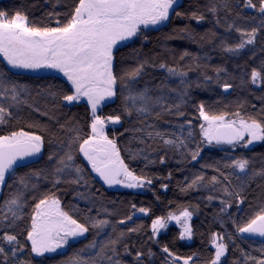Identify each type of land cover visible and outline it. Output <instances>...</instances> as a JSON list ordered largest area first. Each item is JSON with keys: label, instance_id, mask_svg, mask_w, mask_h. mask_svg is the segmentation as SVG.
Instances as JSON below:
<instances>
[{"label": "snow or ice", "instance_id": "obj_1", "mask_svg": "<svg viewBox=\"0 0 264 264\" xmlns=\"http://www.w3.org/2000/svg\"><path fill=\"white\" fill-rule=\"evenodd\" d=\"M56 7L60 8L59 3ZM182 7V0H72L64 8L49 13L64 16L63 21L55 20V26H36L29 23L26 13L0 10V56L6 61L0 66V192L8 193L0 204V264H34V261L48 264L56 259L52 254L68 248L70 242H80L90 230L93 238L57 264H154L155 253L151 248L129 243L132 234L139 235L144 226L128 222L137 213L148 216L151 208L131 204L132 212L119 217L117 209L94 195L90 185L91 179L98 178L109 189L120 186L150 190L154 179H172V172L166 177L137 174L125 162L116 126L122 127V118L131 121L133 116L140 126L125 131H132L131 140L143 147L135 151L125 149L129 159H142L145 167L169 163L170 154L181 166H195L200 161L201 171L189 170L190 175L179 184L180 191L207 193L201 198L209 206L218 200L214 219L223 231L211 233L208 243L214 252L199 264H264V158L257 169L254 157L244 151L237 152L240 149L250 153L256 144H264V107L256 114L242 112L243 104L235 111H217L201 101L194 104L197 115L193 119L199 121L195 125L192 119H180L187 115L185 107L191 99L190 89L210 87L214 81L228 93L234 85L228 82L233 77L226 68L215 66L212 68L215 77L208 75L209 57L187 50L178 58L186 61L183 65L178 61L171 65L155 64L144 57L138 58L134 67L122 68L118 59L122 48L146 41L149 31H162L173 17L199 24L206 19L207 12L214 18L215 27L223 28L225 34L237 35L218 36L210 30L200 36V41L213 43V50L218 49L229 57L239 58L247 49L254 60L257 46L264 51V0H207L204 11L186 12ZM220 12L226 15L221 17ZM257 19L259 24L251 27L239 23ZM176 38L198 42L190 25L167 37ZM149 67L163 70L166 80H178V86L161 81L159 85L140 87V78ZM195 70H202L199 72L202 79L189 80L188 73ZM26 74H36L53 83L34 92L21 82ZM247 83L264 86V57L259 67H252L248 77L241 79V86ZM35 97L50 101L54 108L83 105L88 120L83 126L72 120L57 121L62 134L47 133L46 152L45 135L8 127L19 118L17 114L23 108L54 118L34 102ZM118 99L119 110L105 113L104 109L112 107ZM157 122L170 127L162 129ZM28 127L47 131V126L38 122ZM205 149H219L223 155L205 162L202 157ZM157 152L160 154L152 158ZM44 156L45 164L36 167ZM206 169H211L213 174L206 176L203 171ZM253 184L260 189L259 203L255 199L249 201ZM65 186L74 191V199L85 203L83 209L79 205L71 206L70 211L77 214L75 217L65 210L58 195ZM161 187L166 191L168 184L161 183ZM246 201L250 211L241 207ZM198 210L197 204L155 216L146 239L159 244L161 232L174 223L179 228L180 241L193 240L192 220ZM225 223L231 224V232L224 227ZM241 244H247L249 251ZM161 251L166 254L164 264H194L198 259L194 255L180 256L167 245ZM122 256L131 260L125 261Z\"/></svg>", "mask_w": 264, "mask_h": 264}, {"label": "trees", "instance_id": "obj_2", "mask_svg": "<svg viewBox=\"0 0 264 264\" xmlns=\"http://www.w3.org/2000/svg\"><path fill=\"white\" fill-rule=\"evenodd\" d=\"M72 0H0V10H7L11 14L14 11H21L26 13L29 17V23L36 26H55V20L57 18L63 21L64 16L60 17L50 16L49 13L58 11L61 8H64L65 4H70ZM183 7L182 11L190 12L194 10L204 11V5L207 3V0H182ZM59 3L60 8H57L56 5ZM254 14V13H252ZM206 19L199 24L196 21H189L187 19L175 18L171 19L170 24H168L162 31L152 30L147 33V40L141 41L140 43L134 45L133 47L122 48L118 59L120 60L122 68L134 67L137 59H142L148 57L151 62L158 64L160 62H165L168 64H173L178 61L183 65L186 61H179V55L187 50L194 54H199L201 56L207 55L209 57L207 63L209 67L207 68V74L215 77V73L212 71V68L215 66H222L227 69V72L233 77L229 79L228 82L232 83L234 87L232 92L228 95L223 93V90L216 86L214 81L211 83L210 87H201L197 88L193 86L190 89V101L185 107L187 115L183 119H192L195 125H198L199 121L193 119L197 113L194 104L203 101L206 107H211L213 110L217 111H235L238 108L239 104H243V108L240 109L242 112L256 114L259 112L261 107H264V86H254L250 83L241 86V79L247 78L248 74L252 67H259L261 58L264 57V51L261 50L259 46L256 48L255 59H250V53L246 49L244 54L237 57H229L227 54L214 49L213 43H208L207 41H200V36L208 33L210 30L216 31L219 35H229L230 37H235L237 34H225L223 28H217L214 25V18L211 14L205 12ZM221 17L225 16L224 12H220ZM231 19V17H229ZM244 27H251L253 25L259 24V20L245 22H239ZM190 25L191 29L194 30L198 42H193L188 39L176 38V39H167L169 35H174L175 30ZM259 41V36H258ZM218 43V40L216 41ZM251 47V46H249ZM135 49V51H134ZM175 57V61H174ZM187 60V58H186ZM6 64V61L3 60V57L0 56V66ZM202 70L190 71L188 73L189 80H196L198 78L202 79L199 76V72ZM166 72L159 69L158 67H149L146 68L144 75L140 78V87L148 85L149 87L159 85L161 81H166L172 87L178 86V80H166ZM222 78L224 73H221ZM21 82L26 83L35 90L39 87H42L48 83H53L49 79H41L36 76V74H26L21 77ZM174 95V94H173ZM34 102L44 110L49 112V115L53 116V119H49V116H42L39 112H33L31 109L23 108V110L18 113V119L13 120L11 124L8 125L10 129H23L25 131H31L36 134L45 135V151L49 150L48 144V135L49 132H56L58 135L62 133L59 132L58 123H64L65 121L72 120L79 122L82 126L88 120V113L83 105L72 107V108H54L50 101H46L43 97H35ZM255 106V107H253ZM120 108L119 99L115 104L110 108L104 109L105 113H110L113 110L118 111ZM123 119V126H116L119 131L116 133L118 137V144L121 147V155L125 158V162L129 164L137 174L146 173L150 176L156 177H166L168 172H172V179H154L151 189L148 188L140 189V191L134 193L121 190H112L107 188L105 185L101 184L97 178L90 180L91 191L94 195L101 197L105 204H108L110 208H115L118 211L119 217H124L127 214L132 212L131 204H136L137 207L145 206L151 208V213L147 217L136 218L133 217L136 224H143V229L139 235L132 234L129 238V243H136V246L139 247L140 244L144 245V248H151L152 252L155 253L153 257L154 264H164V259L166 254L161 251V248L164 245H167L170 250L180 256H196L198 259L194 264H199L201 259H206L210 253L214 252L213 249L209 246V238L213 231H223L220 227V224L214 219L215 213L218 211V200L209 203L202 199L201 197L205 196V192H188L182 193L179 188V184L184 181L186 175H190L189 170L192 171H201L199 169L200 161H197L195 166L192 164L179 165L171 159V154L169 155L170 162L165 165H160L156 163L154 165L149 164L145 167V161L142 159H129L127 151L125 149L131 148L135 151L139 147H143L138 142L131 140V137L134 135L132 131H125V129H133L139 127L136 123L135 116L132 117L131 121L126 118ZM167 119L172 120L173 122L177 121L175 117H168ZM32 122H38L40 125H46L47 131H42L39 127L29 128L28 125ZM157 125L162 128H168L170 125H166L163 122H157ZM111 128V127H110ZM198 130V129H197ZM120 132H123V135H120ZM110 135L112 133L110 132ZM135 135H140L135 133ZM244 151L249 154L251 157H254L255 163L254 166L258 169L261 166V159L264 158V144H257L254 146V150L250 153L248 150H240L237 152ZM160 153H153L152 158H156ZM223 155L219 149H205L202 153L203 160L205 162H210L213 159H219ZM47 161V157L44 156V160L41 161L36 167H41ZM181 167L184 168L183 171L179 170ZM22 172L30 171V169H21ZM205 171L206 176H211L213 173L211 169L203 170ZM236 181L233 180V183ZM161 183H167L168 189L165 191L161 187ZM98 190V191H97ZM260 189L256 187L255 184L252 185L250 189L249 201L255 199L256 203H259V194ZM7 190L1 192L0 204L7 197ZM219 195V193H215ZM63 206L66 211H70L72 205H79L81 209L85 207V203L82 200L74 199V191L68 186H65L64 191L58 192ZM159 197V199H157ZM115 201V204L110 203ZM249 201H246L244 207ZM199 205V210L196 211V218L193 221V227L195 235L191 245L185 244L183 241H180L178 236V230L174 227L170 228L166 233L162 234L159 237V244H154L151 241L146 239V236L150 234V224L151 219L155 218L157 215H166L168 212H177L183 206H195ZM231 209L230 211H234ZM70 214L77 215L74 212L70 211ZM117 217H112L111 219L115 220ZM133 222V223H134ZM129 224V225H133ZM119 228H125L126 226H118ZM225 228L229 232L232 231L230 223H225ZM107 231V230H106ZM93 238V232L90 230L86 234V238L80 239V242L70 243L69 247L63 249L60 254L54 255L56 257L55 261H49L48 264H57L59 261L66 260L70 257L73 252L78 248L82 247L84 243L89 242ZM101 235L100 239H103ZM240 243L239 241H237ZM258 247V245H256ZM246 251H249L247 244H241ZM230 248V255H231ZM239 259V255L236 256ZM37 260H42L36 258ZM122 259L125 261L131 260L130 257L122 256ZM35 264V261H34Z\"/></svg>", "mask_w": 264, "mask_h": 264}, {"label": "rangeland", "instance_id": "obj_3", "mask_svg": "<svg viewBox=\"0 0 264 264\" xmlns=\"http://www.w3.org/2000/svg\"><path fill=\"white\" fill-rule=\"evenodd\" d=\"M109 127H112V126L110 125ZM258 144H259V143H258ZM120 190H121L122 192L129 191V192H134V193L140 191V189H125V188H122V187H121ZM135 217H136V218H142V217H147V216H143L142 214L137 213ZM195 218H196V213H194L192 223H193V221L195 220ZM172 227L176 228V229L179 231L178 226H176L174 223H173V224H170L169 229L172 228ZM169 229H168V230H169ZM168 230H167V231H168ZM167 231H162L161 234H160V236H162V234L166 233ZM82 238H83V237H82ZM82 238H80V239H82ZM192 241H193V240H191V241H183V242H184L185 244L191 245V242H192ZM70 243H72V242H70ZM61 251H63V250H60V252H59L58 254H60ZM46 255H47V254H46ZM52 255H57V254H52ZM39 259H42V258H39Z\"/></svg>", "mask_w": 264, "mask_h": 264}, {"label": "water", "instance_id": "obj_4", "mask_svg": "<svg viewBox=\"0 0 264 264\" xmlns=\"http://www.w3.org/2000/svg\"><path fill=\"white\" fill-rule=\"evenodd\" d=\"M231 92H232V89H230L228 93H224V92H223V93H224L225 95H228V94H230ZM256 145H257V144H256ZM256 145H255V146H256ZM97 179H98V178H97ZM98 180H99V179H98ZM99 181H100V180H99ZM100 183L103 184L102 181H100ZM105 186H106V185H105ZM106 187H107V186H106ZM111 189H112V190H114V189H115V190H120L121 187H120V186H116V187L111 188ZM0 197H1V192H0ZM133 222H134V219H133V221H129L128 224H132ZM120 226H125V225H120Z\"/></svg>", "mask_w": 264, "mask_h": 264}]
</instances>
